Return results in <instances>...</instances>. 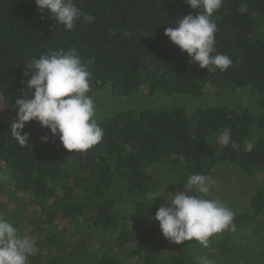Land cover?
<instances>
[{
    "label": "trees",
    "instance_id": "1",
    "mask_svg": "<svg viewBox=\"0 0 264 264\" xmlns=\"http://www.w3.org/2000/svg\"><path fill=\"white\" fill-rule=\"evenodd\" d=\"M74 3L95 19L81 17L66 31L35 0H0L1 96L30 98L25 63L75 47L83 62L92 61L91 97L106 88L115 97L143 87L191 97L247 90L254 105L96 117L104 136L83 153L68 152L58 136L42 142L48 130L36 121L24 128L31 146L21 147L10 132L16 116L0 119V215L35 239L28 264H198L190 246L162 235L155 213L184 191L190 175L214 180L227 168L247 180L246 201L227 203L235 231L211 237L215 253L208 257L216 264H264V0H223L214 13L216 51L233 61L215 73L190 64L164 35L178 19L197 14L185 0ZM225 128L237 150L218 142ZM218 196L209 198L225 203Z\"/></svg>",
    "mask_w": 264,
    "mask_h": 264
},
{
    "label": "clouds",
    "instance_id": "2",
    "mask_svg": "<svg viewBox=\"0 0 264 264\" xmlns=\"http://www.w3.org/2000/svg\"><path fill=\"white\" fill-rule=\"evenodd\" d=\"M40 11L47 10L56 24L66 31L74 29L81 17L84 22L94 17L75 5L74 0H35ZM196 15L189 14L176 21V27H168L164 35L190 58V64H198L209 73L224 72L232 65V59L217 53L215 34L218 31L212 20L223 4V0H185ZM91 59L83 62L75 47L63 48L32 58L25 63L26 87L31 98H18L16 120L11 124V136L19 146H31L30 134L24 132L25 125L36 121L48 134L41 137L44 143L59 137L68 152H87L98 145L104 136L103 128L96 119V105L91 96L88 69ZM34 90V91H33ZM23 133V134H22ZM221 145L237 150L232 141L231 128H225L218 136ZM253 141H248L246 151L251 152ZM209 177L192 174L188 177L184 191L173 193L154 219L159 222L162 235L172 243L196 241L204 248L210 238L225 230L235 231V213L222 201L209 198L212 184ZM194 193H199L194 194ZM36 241L20 235L13 224L0 215V264H28L29 257L36 252ZM198 264H216L208 256L198 257Z\"/></svg>",
    "mask_w": 264,
    "mask_h": 264
},
{
    "label": "rangeland",
    "instance_id": "3",
    "mask_svg": "<svg viewBox=\"0 0 264 264\" xmlns=\"http://www.w3.org/2000/svg\"><path fill=\"white\" fill-rule=\"evenodd\" d=\"M92 98L96 105V117L114 116L118 113L128 111L139 112L141 110L160 111L170 108H181L192 113L198 109H207L210 107L227 106L233 108L244 106L253 107L254 105L253 97L247 90L224 91L220 94L215 90H209L200 97H191L186 94H168L164 91L152 93L149 88L143 87L130 96L115 97L112 95L111 90L106 88L96 93ZM16 100L17 99H5L0 94V119H7L16 116L18 111L15 106ZM252 109L254 111L256 110L255 107ZM253 114L258 115L259 113ZM211 181H214V183L212 184L210 194H217L218 196L220 193H223L226 200L224 203L225 205H227V203L242 205V203L244 204L246 201L245 194H247L248 187H245L244 183H247V180L236 170L227 168L221 173L220 178ZM242 242L247 243L249 241L243 239ZM187 245L193 249L197 259L200 256L212 257L215 253V250L211 248L210 243L207 248H204L196 241H185L178 246ZM131 264L136 263L132 262ZM244 264L255 263L250 259Z\"/></svg>",
    "mask_w": 264,
    "mask_h": 264
}]
</instances>
